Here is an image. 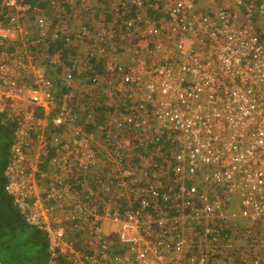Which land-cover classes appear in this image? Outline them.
Returning a JSON list of instances; mask_svg holds the SVG:
<instances>
[{
	"label": "built area",
	"instance_id": "1",
	"mask_svg": "<svg viewBox=\"0 0 264 264\" xmlns=\"http://www.w3.org/2000/svg\"><path fill=\"white\" fill-rule=\"evenodd\" d=\"M41 1L1 0L0 112L47 264H264V0Z\"/></svg>",
	"mask_w": 264,
	"mask_h": 264
},
{
	"label": "trees",
	"instance_id": "2",
	"mask_svg": "<svg viewBox=\"0 0 264 264\" xmlns=\"http://www.w3.org/2000/svg\"><path fill=\"white\" fill-rule=\"evenodd\" d=\"M26 2L38 7L46 6V2L41 0H26ZM55 44L59 45L60 41ZM86 58L90 64L101 65L102 59L97 58L94 53H86ZM65 62L67 61L65 60ZM49 68H46L47 74L55 75L56 72L57 74L61 72L62 66H56L55 69L57 70H53L52 73ZM94 72L96 69L86 72L89 77L87 78L88 81L91 80ZM63 89L64 86L60 85L58 93ZM37 114L41 115V110H38ZM4 116V113L0 112V261L2 264H47L50 255L47 251L48 236L46 231L37 228L26 220L23 211L14 202V193L7 189L9 183L7 170L12 165L11 145L17 123L4 120ZM97 122H100L99 119ZM94 128L95 125L87 126L88 130ZM54 154L53 147L48 149L45 162L41 168H46L45 165Z\"/></svg>",
	"mask_w": 264,
	"mask_h": 264
},
{
	"label": "crops",
	"instance_id": "3",
	"mask_svg": "<svg viewBox=\"0 0 264 264\" xmlns=\"http://www.w3.org/2000/svg\"><path fill=\"white\" fill-rule=\"evenodd\" d=\"M108 0H101V3H105L106 4V2H107ZM225 1H228V0H225ZM46 2V1H45ZM93 9H94V11H93V13H92V17L91 16H87V14H85V15H82L81 16V19L82 20H84V21H88L89 19H92V18H94V19H97L100 15V13L102 14V12H101V10L100 9H96V6H94L93 7ZM105 17L106 18H109L108 17V14H106L105 13ZM32 26V25H31ZM15 39V38H14ZM16 42H17V40H15ZM55 70H57V69H55ZM100 119V118H99ZM99 138H101V140H103V136H101V137H99ZM96 140H97V138H96ZM238 242H239V244H241L242 246H243V244L240 242V239L238 240Z\"/></svg>",
	"mask_w": 264,
	"mask_h": 264
},
{
	"label": "rangeland",
	"instance_id": "4",
	"mask_svg": "<svg viewBox=\"0 0 264 264\" xmlns=\"http://www.w3.org/2000/svg\"><path fill=\"white\" fill-rule=\"evenodd\" d=\"M101 1V0H100ZM50 72L52 73V70H50Z\"/></svg>",
	"mask_w": 264,
	"mask_h": 264
}]
</instances>
